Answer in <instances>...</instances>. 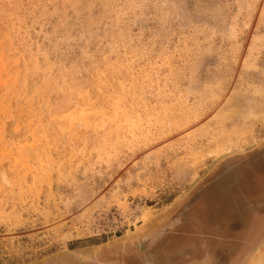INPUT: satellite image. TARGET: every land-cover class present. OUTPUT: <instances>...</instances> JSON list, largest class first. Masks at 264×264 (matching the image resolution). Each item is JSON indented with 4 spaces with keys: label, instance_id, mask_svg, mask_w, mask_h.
<instances>
[{
    "label": "rangeland",
    "instance_id": "rangeland-1",
    "mask_svg": "<svg viewBox=\"0 0 264 264\" xmlns=\"http://www.w3.org/2000/svg\"><path fill=\"white\" fill-rule=\"evenodd\" d=\"M263 186L264 0H0V264L223 253Z\"/></svg>",
    "mask_w": 264,
    "mask_h": 264
},
{
    "label": "crops",
    "instance_id": "crops-1",
    "mask_svg": "<svg viewBox=\"0 0 264 264\" xmlns=\"http://www.w3.org/2000/svg\"><path fill=\"white\" fill-rule=\"evenodd\" d=\"M239 239L242 240L241 238ZM262 239H263L262 247L264 248V238H261V240ZM183 244L184 245H182V241L179 239H176L174 241L171 240V245H172L171 256H169L166 260L163 259L161 262L164 263L165 261L170 260L169 264H241L246 259L245 261L247 263L245 262L244 264H256L258 263V260L260 259L261 256H263L264 259V252L262 251V249H259V251L258 252L256 251L255 253L243 252L240 253L239 255H235L234 257L231 256L227 251L223 253L220 252L219 253L220 255H218V251L217 253L213 252V249L210 250L211 251L210 253H207V251L204 252L205 250L202 251L201 250L202 245L203 244L206 245V242H202V243H200V241H196L193 243L188 242V244H192L194 246L195 250L193 251H191V246L187 247V245H185L186 243ZM205 248L206 246H204V249ZM172 249H177V250L172 251ZM260 264H264V263H260Z\"/></svg>",
    "mask_w": 264,
    "mask_h": 264
},
{
    "label": "flooded vegetation",
    "instance_id": "flooded-vegetation-1",
    "mask_svg": "<svg viewBox=\"0 0 264 264\" xmlns=\"http://www.w3.org/2000/svg\"><path fill=\"white\" fill-rule=\"evenodd\" d=\"M203 198L205 199V198H207V196H204ZM237 201H238V204H239L240 201L239 200H237ZM189 209H188V211H190ZM243 211H247L248 214L251 213L250 208L246 209V207H245ZM257 221H260V222H256V221H255L256 223L253 222L252 223L253 226H251V229L249 228L248 231H247L248 235L247 236H246V234H244V236L242 235V238H241L242 240L241 241H239V242L224 241V247L226 245V248H225L224 252L227 251V252H229V254L231 256L235 257V255H239L240 253L247 252L248 249H250V247L252 245H254V243L257 240H261V237H262V234H263V232H261V231L263 230L262 228L264 226V214H263V217H261V218L258 217ZM254 224H255V227H254ZM256 224H258V225H256ZM259 224H262V225H259ZM186 236H187V238H186ZM200 237H201V235H199V234H191L190 233L188 235L187 234H180V235L177 236L175 233H171L170 232L168 235H165V236L161 237L158 240V242L156 243L157 247H156L155 253H153V255L162 254L165 257L166 256L167 257L171 256V246H172L171 245V240L174 241L176 239L181 240L182 241V245H184L183 243H186L185 245H187V247L191 246V251H193V250H195L194 246L192 244H188V242L189 243H193V242H196V241H200V243H202V242L206 241L205 238H200ZM204 246H206L205 249H204ZM177 249H172V251H176ZM211 249L212 248L208 245L207 242H206V245L203 244L202 248H201L202 251L205 250L204 252L207 251V253ZM217 251H218V255H220L219 254L220 251L218 249H216V248L213 249V252L217 253Z\"/></svg>",
    "mask_w": 264,
    "mask_h": 264
},
{
    "label": "bare ground",
    "instance_id": "bare-ground-1",
    "mask_svg": "<svg viewBox=\"0 0 264 264\" xmlns=\"http://www.w3.org/2000/svg\"><path fill=\"white\" fill-rule=\"evenodd\" d=\"M264 262V259H261Z\"/></svg>",
    "mask_w": 264,
    "mask_h": 264
}]
</instances>
